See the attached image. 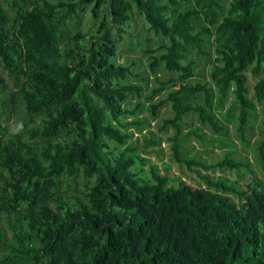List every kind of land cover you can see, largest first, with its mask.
Instances as JSON below:
<instances>
[{"label": "trees", "instance_id": "obj_1", "mask_svg": "<svg viewBox=\"0 0 264 264\" xmlns=\"http://www.w3.org/2000/svg\"><path fill=\"white\" fill-rule=\"evenodd\" d=\"M88 7L95 30L69 37L63 26H80ZM19 11L12 32L0 0V99L10 91L7 72L12 102L27 115L44 116L41 127L29 130V140L51 141L36 147L16 134L0 139V215L11 214L19 224L10 242L0 226V248H7L0 264H264V120L256 153L261 175L231 152L213 162L185 156L181 138L189 115L223 133L221 113L237 119L247 141L257 104L264 105V0H232L228 8L225 0H57ZM135 11L164 40L146 51L160 85L149 99L164 93L151 113L157 117L171 105L173 115L161 130H175V160L215 191L202 204L194 202L193 188L182 180L171 184L157 165L127 146L130 126L142 124L124 122L141 105L133 108L127 99L143 97L144 87L128 81L140 77L131 65L116 60ZM207 44L216 53L210 81H194L198 62L188 54L193 49L209 57ZM160 64L176 77H158ZM248 73L256 78L255 99ZM191 134L207 140L200 128ZM217 169L233 170L240 180L210 173ZM62 177H81L82 189L58 195ZM226 195L238 203L224 200ZM162 217L195 229L205 250L193 248L187 256L178 240L158 230Z\"/></svg>", "mask_w": 264, "mask_h": 264}, {"label": "rangeland", "instance_id": "obj_2", "mask_svg": "<svg viewBox=\"0 0 264 264\" xmlns=\"http://www.w3.org/2000/svg\"><path fill=\"white\" fill-rule=\"evenodd\" d=\"M4 8L10 14L13 22L11 31L15 30V26L19 23L18 12L21 8L31 10L34 5H42L43 1L55 3L57 0H1ZM232 0H225L226 8ZM10 3H17V6L10 8ZM13 5V4H12ZM91 7H88L83 14V19L80 26L75 23H65L63 26L64 32L71 37L76 31L81 30L83 32L93 31L96 25L93 23L92 15L90 12ZM163 39L156 37L155 34L149 30V25L145 18L134 12L133 21L131 27L128 29V34L120 41L118 49L117 62L122 65H131L134 74H139L140 77L135 79L131 76L128 77V81L136 84L143 85L144 93L143 97H129L127 102L134 108L138 103L141 105L137 109L135 117H125L124 122L132 123L134 120H140L141 125L132 124L128 129L132 133L131 139L128 141L127 146L135 147L141 156L147 158L151 163L157 165L162 174L167 175L171 184L177 185L179 180H182L187 186L194 189L193 194L194 202L202 204L204 201L210 200L215 191L209 188L204 182L198 178V176L189 171L186 166L179 164L173 153V141L172 138L175 135V130L169 127L168 130L162 131V125L164 119L173 115L171 105L166 104L158 110L157 117L151 113V105L159 102V99L164 97V93L156 95L153 100L149 97L153 95V92L160 87L159 83L155 80V75L150 71V54L146 53L148 48L156 50L162 43ZM206 50L211 51L209 57L198 54L195 50H190L189 56L197 59V72L200 75L193 80L210 81L209 74L212 70V60L215 59L216 53L215 47L211 44L205 46ZM4 76L8 81L10 91L0 99V139L6 140L10 135H19L25 142H29L31 145L40 147L45 145L51 140H44L37 138L33 141L29 140L28 132L31 128L41 127V120L43 115H27L21 104L12 102V93L15 91L14 84L10 80L7 72H4ZM157 76L162 80L168 81L171 78H175L176 75L169 74L163 64H160L157 69ZM249 76V88L250 97L254 98L253 87L256 82L251 73ZM203 97L200 99L202 102ZM229 107V103L228 106ZM218 120L225 126V131L219 135H216L213 130L201 123L197 116L189 115L188 121L190 126H184V133L181 138L183 139L184 155L195 156L197 159H203L208 162L222 160L227 152H231L233 157L237 160H246L253 164L255 173L261 175V171L256 156L257 147L262 137L261 131L264 120V105L257 104L256 115L251 118L248 131L247 141L244 142L240 137L238 130V122L234 117L233 119H225L223 114H217ZM200 128L201 132L205 135L206 141L201 140L191 131ZM218 138L220 141L211 142L210 138ZM229 144V145H227ZM127 146L120 147L125 149ZM147 172L148 169L146 168ZM212 175L218 177L222 176L230 180L239 181L237 173L233 170H215L210 172ZM84 180L81 177H77L75 181L69 182L66 177L61 178V188L58 195H74L76 191L82 189ZM56 195V197L58 196ZM75 196V195H74ZM185 199V196H178L176 200L181 201ZM224 200H231L233 203H238V200L233 195H226ZM52 207L56 208V204L52 203ZM213 222L214 220L211 219ZM210 220V221H211ZM211 221V222H212ZM222 224L227 223V219L220 221ZM216 223V222H215ZM14 216L11 214L0 215V226L5 233L6 241H12V227H17ZM158 230L165 234L167 237L178 240L180 244L185 247V253L187 256H192V249L198 248L199 250H205L204 246L196 238V230L188 228L182 225H171L169 219L162 217L157 224ZM23 232V231H22ZM210 239V238H208ZM215 240L218 242L217 236ZM7 248H0V253L4 254Z\"/></svg>", "mask_w": 264, "mask_h": 264}]
</instances>
